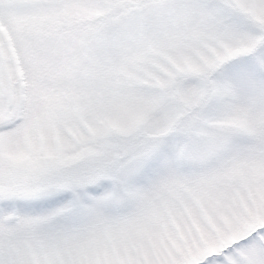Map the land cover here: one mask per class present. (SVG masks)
<instances>
[{
  "label": "snow or ice",
  "instance_id": "6c2138e0",
  "mask_svg": "<svg viewBox=\"0 0 264 264\" xmlns=\"http://www.w3.org/2000/svg\"><path fill=\"white\" fill-rule=\"evenodd\" d=\"M0 264H264V0H0Z\"/></svg>",
  "mask_w": 264,
  "mask_h": 264
}]
</instances>
